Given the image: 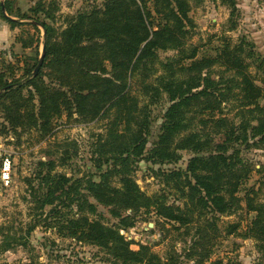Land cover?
<instances>
[{"label":"trees","instance_id":"obj_1","mask_svg":"<svg viewBox=\"0 0 264 264\" xmlns=\"http://www.w3.org/2000/svg\"><path fill=\"white\" fill-rule=\"evenodd\" d=\"M188 1L195 0H106L101 10L70 21L57 43L51 41L53 29L37 19L36 9L17 12L18 20L31 21L25 24L43 30V63L35 76L38 57L25 64L19 77L0 71V98L29 89L27 97H20L26 109L8 112L14 129L39 127L49 133L54 119L74 115L83 121L109 120L99 135L109 151L96 147L88 177H67L54 172L51 161L39 162L40 170L46 168L37 174L45 191L40 195L36 190L32 196L36 216L55 202L65 200L68 208L75 203L74 215L57 219L58 232L107 249L120 264H172V260L160 263L148 246L131 250V242L119 230L91 218L98 206L109 208L123 229L132 224L120 210L153 208L163 220L180 225L209 214L204 226L211 227L214 238L219 236L215 225L220 217L243 212L249 218L243 234L264 252V204L256 202L260 187L245 189L238 197L241 186L260 169L241 153L264 144V88L251 70L256 66L252 46L243 39L232 44L224 37L214 56H200L186 29L191 23ZM14 3L0 1V8L3 4L5 13L13 16ZM221 3L230 10L232 31L236 0ZM0 16L12 26L20 24L8 20L1 9ZM32 44L30 39L23 47ZM159 52L174 55L160 61ZM46 65L54 73L48 83L40 78ZM228 104L235 110L232 117ZM157 105H164L158 135L147 149L153 126L151 108ZM181 152L192 155L185 169L153 174L174 190L175 201L181 199L182 206L145 198L134 178L138 162L174 164L181 160ZM242 222L227 223L226 235L239 234Z\"/></svg>","mask_w":264,"mask_h":264},{"label":"rangeland","instance_id":"obj_2","mask_svg":"<svg viewBox=\"0 0 264 264\" xmlns=\"http://www.w3.org/2000/svg\"><path fill=\"white\" fill-rule=\"evenodd\" d=\"M29 1L30 8L37 10V19L53 29L51 41L57 43L61 41L62 32L70 21L80 14L101 10L106 0ZM188 4V18L191 23L186 24V29L189 31V42L198 46L200 56H214L224 37L231 39L232 44L243 39L246 44L252 46L256 66L261 65L260 69L256 70L254 66L251 70L256 76L257 84L264 88V0H236V12L233 17L236 27L232 31L229 30L228 23L230 10L221 0H195L188 1ZM32 16L35 18L36 15ZM22 30L23 36L30 34L36 38L40 44L38 53H35V50L21 52L26 53L25 55L12 52V55L3 58L2 64L6 66H0V71L3 69L6 73L21 75L23 66L19 63L25 60L23 57L27 60L30 54L34 57L38 55L39 60L43 30H32L28 26ZM172 55L174 52L157 53L160 61ZM19 56L21 59L17 58ZM218 71L219 67H216L214 72ZM41 72L40 78L46 83L54 74L47 65ZM51 73L53 74L50 75ZM28 91L26 88L0 98V171L5 159L10 161L8 183L3 184L0 181V264H120L107 249L58 232L57 219L74 215L75 203L68 208L65 200L61 203L55 202L36 216L37 204L32 196L36 190L39 191L36 194L40 195L45 191L37 178L39 162L51 161L55 165L53 171L67 177H88L89 171H93L91 158L96 147L104 152L109 151V144L103 137L100 140L109 120L83 121L74 115L71 118L64 116L54 119L48 127L51 130L49 133L39 127L14 129L9 123L11 118L7 119L8 112L16 109L23 112L26 109V103H22L20 97H27ZM2 92L0 89V94ZM261 103L264 105V98ZM231 105L228 104L226 110H231L229 115L232 117L235 110ZM163 106L151 108L153 126L147 149L156 141ZM111 118L112 116L109 119ZM181 156V160L174 164L152 165L146 161L138 162L134 178L145 198H157L165 205L173 202L177 206L180 205L182 200L175 201L178 197L174 190L165 187L160 177L155 176L153 172L185 169L192 155L189 152H181ZM241 156L255 169H260L258 173L253 172L249 180L241 186L238 197L244 195L245 189L260 187L256 202L264 204V144L258 148L244 150ZM65 157L70 158L62 163ZM45 170L46 168L42 167L40 171L44 173ZM54 207L56 209L51 211ZM108 209L98 206L97 215L91 218L98 220L105 227L119 230L120 234L131 242L130 248L133 251H137L141 245L148 246L160 259V263H166L171 257L172 264H264V252L260 246L243 234L249 219L243 212L235 217H220V221L215 225L220 231L219 236L214 238L210 235L211 227L204 226L205 220L209 221L211 217L209 214L198 220L194 219V222L188 225H180L163 220L153 208L147 212L144 208L133 211L120 210V215L128 217V223L132 224L123 229L119 219L111 216ZM239 219H243V229L239 230V234L226 235V224ZM198 231L200 233H197ZM203 256L204 259L201 260Z\"/></svg>","mask_w":264,"mask_h":264},{"label":"crops","instance_id":"obj_3","mask_svg":"<svg viewBox=\"0 0 264 264\" xmlns=\"http://www.w3.org/2000/svg\"><path fill=\"white\" fill-rule=\"evenodd\" d=\"M30 6H31V2L29 0H15L13 7V12L15 13H13V16H8L6 14L8 17L11 18V20L19 21L20 24L12 26L7 20H5L0 16V66L2 67L6 66L2 64V62L4 61L3 58L8 57L9 54L12 55L13 54L12 52L21 53V52H28L35 50V53H38L40 44L37 42L36 38L30 34H27V37L23 36V32H24L22 30L23 27L28 26L30 27V29L34 30L31 26L25 24V23H30L31 21L18 20L16 15L17 12H19L20 14L28 13ZM27 33H30V31H27ZM30 39L33 40L32 46L23 47V44L25 42L28 43ZM21 54L25 55L26 53H21ZM29 56L30 57H28L27 60L26 57H23L25 60L22 63H19V65L24 67L26 63L32 64L33 63L32 59L35 57L32 54H30ZM17 58H20V56ZM15 76L19 77L20 75H15Z\"/></svg>","mask_w":264,"mask_h":264},{"label":"built area","instance_id":"obj_4","mask_svg":"<svg viewBox=\"0 0 264 264\" xmlns=\"http://www.w3.org/2000/svg\"><path fill=\"white\" fill-rule=\"evenodd\" d=\"M10 178V161L5 159L2 165V169L0 171V181L3 184H7Z\"/></svg>","mask_w":264,"mask_h":264},{"label":"water","instance_id":"obj_5","mask_svg":"<svg viewBox=\"0 0 264 264\" xmlns=\"http://www.w3.org/2000/svg\"><path fill=\"white\" fill-rule=\"evenodd\" d=\"M0 9H1L2 14H3L7 19L11 20V18L8 17V16L6 15L3 4H1V8H0ZM43 54H44V46L42 47V53H41V56L39 57L38 63H37V65H36V67H35V70H34V72H33V75H34V76L37 75L39 69H40L41 66H42V63H43Z\"/></svg>","mask_w":264,"mask_h":264}]
</instances>
